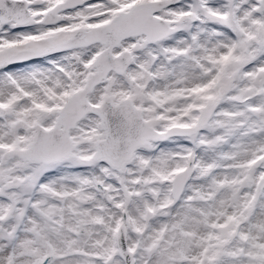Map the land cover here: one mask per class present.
I'll return each mask as SVG.
<instances>
[{
  "label": "snow or ice",
  "instance_id": "1",
  "mask_svg": "<svg viewBox=\"0 0 264 264\" xmlns=\"http://www.w3.org/2000/svg\"><path fill=\"white\" fill-rule=\"evenodd\" d=\"M0 264H264V0H0Z\"/></svg>",
  "mask_w": 264,
  "mask_h": 264
}]
</instances>
